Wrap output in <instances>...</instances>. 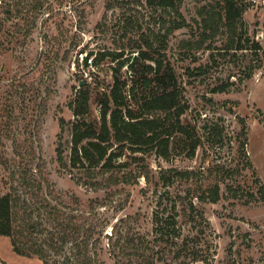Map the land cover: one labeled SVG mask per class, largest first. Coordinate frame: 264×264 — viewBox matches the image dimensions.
<instances>
[{"label": "rangeland", "instance_id": "rangeland-1", "mask_svg": "<svg viewBox=\"0 0 264 264\" xmlns=\"http://www.w3.org/2000/svg\"><path fill=\"white\" fill-rule=\"evenodd\" d=\"M178 4L186 24L173 30L181 17L146 0H0V196L17 186L35 206L41 198L61 204L72 194L85 205L101 199L103 205L96 208L102 232L97 250L105 264H119L112 244L128 228L153 238V211L161 194L171 201L219 182L218 202L200 203L195 196L197 221L180 218L191 246L205 258L188 264H264V191H259L264 185V0H247L239 28L249 38L243 39L248 48L229 51L226 28L212 33L198 23L200 12L218 8V0ZM200 38L202 45L193 47ZM253 41L261 44L257 52L250 49ZM138 48L175 70L189 106L183 121L191 125L199 145L193 156L173 153L167 158L126 148L114 171L128 181L95 188L85 183L83 168L70 162L77 119L72 103L84 84L90 91L84 118L98 127L105 94L118 72L127 83L125 100L132 104L131 82L139 84L135 94L141 92L145 64L152 62L139 61L132 77L126 58ZM91 52L88 57H95L97 65L89 66L82 58ZM219 86L224 91L214 90ZM61 144L66 165L58 160ZM169 168L192 174L174 176L166 184L160 174ZM50 190L64 198L53 193L54 199ZM169 259L177 264L171 254ZM0 263L44 261L17 253L11 238L0 235Z\"/></svg>", "mask_w": 264, "mask_h": 264}, {"label": "trees", "instance_id": "trees-1", "mask_svg": "<svg viewBox=\"0 0 264 264\" xmlns=\"http://www.w3.org/2000/svg\"><path fill=\"white\" fill-rule=\"evenodd\" d=\"M146 1L150 5L173 9L178 17H181L175 20L177 23L173 30L186 24L184 15L178 9L180 0ZM218 5V8L205 6L206 10L200 12L202 20L198 23L202 24L204 30L211 29L212 33L226 28L229 41L225 50L248 48L243 44V39L249 38H244L245 33L239 28L248 5L247 0H218ZM203 42L204 38H200L193 47L199 48ZM250 49L257 52L261 49V44L253 41ZM91 54L92 52L88 53ZM119 55H123V52H119ZM141 60L152 61L145 64V70L142 76L140 75L142 91L135 94V86L139 84L131 82L130 90L134 92L135 100L133 105L129 104L124 93L127 83L123 82L116 72L110 93L105 94L102 103L98 127L84 118L90 101V91L84 84L79 89L77 99L72 103L77 119L72 127L70 162L73 166L83 168L85 183L95 188L119 184L121 180L128 181L126 175L120 176L114 171L117 159L126 148L131 149L133 153L153 151L167 158L173 153L193 156L199 145V140L193 139L191 125L183 121V115L189 106L181 96L175 70L152 56L149 50L138 48L136 54L126 58L127 71L131 72L132 77L135 65ZM93 61L97 65L95 57ZM122 66L123 62L115 67V70L118 71ZM253 69L250 68L248 77L252 76ZM224 89L225 86H219L214 90ZM213 129H217L216 126ZM216 134L221 135L222 131L217 129ZM244 145L245 142L241 143L240 147L243 149ZM63 152L61 144L58 147V160L66 165L67 160ZM108 172L107 176L99 179L100 173L105 175ZM190 174V170L169 168L160 174V178L166 184H171L174 176L182 178ZM228 189H231V186H228ZM221 191V184L215 182L207 187L202 185L196 194L179 195L171 201L161 194L156 203L158 207L153 211V238L141 232H133L132 228H128L125 234L120 233L119 243L112 244L117 262L173 264L169 259L170 254L177 264L205 259L196 245L191 246V236L184 234L180 218L195 223L199 206L194 197L196 196L200 203L218 202L222 196ZM259 191H264L263 184L259 186ZM50 192V195L57 199L54 195L57 193L52 190ZM57 195L61 196V200L64 198L63 195ZM110 196L111 194L106 198ZM50 199L41 198L35 202H39L38 206H35L21 195L19 187L11 186L8 192L0 196V235L11 238L17 253L37 255L43 259L44 264H105L97 250L102 232L98 228L100 220L96 208L103 205L101 199L94 198L88 205L76 194H72L68 200H62L61 204H53ZM116 247L119 252L115 250ZM167 250L170 253H167ZM118 253H121L122 257H119Z\"/></svg>", "mask_w": 264, "mask_h": 264}, {"label": "built area", "instance_id": "built-area-1", "mask_svg": "<svg viewBox=\"0 0 264 264\" xmlns=\"http://www.w3.org/2000/svg\"><path fill=\"white\" fill-rule=\"evenodd\" d=\"M82 58L85 60V63L89 66H94V61H93V56H89L88 57V54H86V56H83L82 55Z\"/></svg>", "mask_w": 264, "mask_h": 264}, {"label": "water", "instance_id": "water-1", "mask_svg": "<svg viewBox=\"0 0 264 264\" xmlns=\"http://www.w3.org/2000/svg\"><path fill=\"white\" fill-rule=\"evenodd\" d=\"M82 84H83V81H82Z\"/></svg>", "mask_w": 264, "mask_h": 264}]
</instances>
